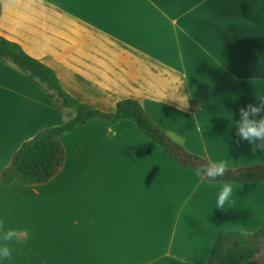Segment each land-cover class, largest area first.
<instances>
[{
	"label": "crops",
	"instance_id": "crops-1",
	"mask_svg": "<svg viewBox=\"0 0 264 264\" xmlns=\"http://www.w3.org/2000/svg\"><path fill=\"white\" fill-rule=\"evenodd\" d=\"M0 36L87 107L134 99L187 152L264 165L232 120L264 98V0H0ZM66 113L0 62V173ZM60 141L47 183H0V219L19 228L10 264H207L219 234L264 223V180L230 182L233 202L216 208L222 182L173 162L131 121L91 119Z\"/></svg>",
	"mask_w": 264,
	"mask_h": 264
},
{
	"label": "trees",
	"instance_id": "trees-1",
	"mask_svg": "<svg viewBox=\"0 0 264 264\" xmlns=\"http://www.w3.org/2000/svg\"><path fill=\"white\" fill-rule=\"evenodd\" d=\"M6 61L24 73L44 93L52 92L57 99L59 109H65L67 113L63 122L39 130L31 139L19 146L11 156L9 165L1 171L0 183L4 185L14 181H19L23 185L47 183L59 172L64 159V148L60 137L91 119L110 123L121 120L131 121L144 137L158 145L173 162L195 173L199 167L207 163L204 158L187 152L180 144L170 139L136 100L129 98L119 100L115 103L112 112H102L87 107L61 88L49 67L27 55L18 44L0 36V62ZM200 177L210 182L202 175ZM263 180L264 165H254L228 169L224 177L211 182L252 183ZM263 263L264 223L252 233L219 234L207 260V264Z\"/></svg>",
	"mask_w": 264,
	"mask_h": 264
},
{
	"label": "clouds",
	"instance_id": "clouds-1",
	"mask_svg": "<svg viewBox=\"0 0 264 264\" xmlns=\"http://www.w3.org/2000/svg\"><path fill=\"white\" fill-rule=\"evenodd\" d=\"M187 99L183 104H186ZM239 120H232L236 128V134L241 140L247 141L252 151L264 150V98L258 100V103L248 104L239 109ZM233 167L231 159L209 157L207 163L196 170L197 176H203L210 182L217 181L224 177L226 170ZM216 196V208L224 209L230 205L235 197V186L230 182H222L213 185ZM19 234V228L6 225L3 219H0V264H10L15 259L16 248L14 242Z\"/></svg>",
	"mask_w": 264,
	"mask_h": 264
},
{
	"label": "rangeland",
	"instance_id": "rangeland-1",
	"mask_svg": "<svg viewBox=\"0 0 264 264\" xmlns=\"http://www.w3.org/2000/svg\"><path fill=\"white\" fill-rule=\"evenodd\" d=\"M48 94L52 95L53 97L55 96L52 92H48ZM64 111L66 110L64 109Z\"/></svg>",
	"mask_w": 264,
	"mask_h": 264
}]
</instances>
